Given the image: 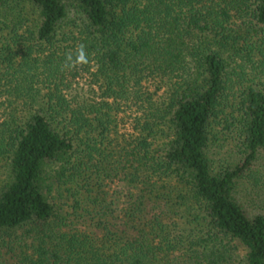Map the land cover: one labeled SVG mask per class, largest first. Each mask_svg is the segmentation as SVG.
I'll list each match as a JSON object with an SVG mask.
<instances>
[{
    "label": "trees",
    "instance_id": "trees-1",
    "mask_svg": "<svg viewBox=\"0 0 264 264\" xmlns=\"http://www.w3.org/2000/svg\"><path fill=\"white\" fill-rule=\"evenodd\" d=\"M0 8V264H264V0Z\"/></svg>",
    "mask_w": 264,
    "mask_h": 264
},
{
    "label": "rangeland",
    "instance_id": "rangeland-1",
    "mask_svg": "<svg viewBox=\"0 0 264 264\" xmlns=\"http://www.w3.org/2000/svg\"><path fill=\"white\" fill-rule=\"evenodd\" d=\"M13 4H11V6ZM26 10H27L28 14H31L30 9L28 7H26ZM13 13L15 14V10L11 11V10H6V9L0 8V26H2V23L8 24V26H6V27L2 26V28H0V38L7 32L8 27L11 24V20L9 17L12 16ZM231 149L232 148H231L229 142L227 143L226 141H223L221 138H219L216 142H214L212 144V150H211V152H209V155L212 158V160L214 161V163L221 162V161H224L225 158L228 159V156H229L228 154L230 152H232ZM5 171L6 170L4 167L0 168V179L4 178ZM112 185H114V184L112 183L111 186ZM52 201H54L56 203L57 207L59 208L58 211H60V213H61V209H62V211H66V210L71 211V209H72L69 206L72 202L70 199H63V201H62L61 196H59L58 198L57 197L53 198ZM76 209H78V208H76ZM74 215H75V213H74ZM81 225L82 224H80L79 226H81ZM4 249H5V247L0 246V253L4 252Z\"/></svg>",
    "mask_w": 264,
    "mask_h": 264
},
{
    "label": "clouds",
    "instance_id": "clouds-1",
    "mask_svg": "<svg viewBox=\"0 0 264 264\" xmlns=\"http://www.w3.org/2000/svg\"><path fill=\"white\" fill-rule=\"evenodd\" d=\"M90 54L84 43H80L75 52L69 51L65 54L64 61L61 63V71H80L83 67L93 64Z\"/></svg>",
    "mask_w": 264,
    "mask_h": 264
}]
</instances>
